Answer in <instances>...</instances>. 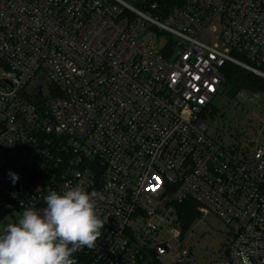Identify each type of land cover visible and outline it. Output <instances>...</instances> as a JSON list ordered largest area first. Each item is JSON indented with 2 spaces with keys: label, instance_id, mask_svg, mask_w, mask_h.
<instances>
[{
  "label": "built area",
  "instance_id": "1",
  "mask_svg": "<svg viewBox=\"0 0 264 264\" xmlns=\"http://www.w3.org/2000/svg\"><path fill=\"white\" fill-rule=\"evenodd\" d=\"M171 1L0 0V193H101L86 264H198L187 198L235 224L222 264H264V142L214 103L228 62L264 77V0Z\"/></svg>",
  "mask_w": 264,
  "mask_h": 264
},
{
  "label": "clouds",
  "instance_id": "2",
  "mask_svg": "<svg viewBox=\"0 0 264 264\" xmlns=\"http://www.w3.org/2000/svg\"><path fill=\"white\" fill-rule=\"evenodd\" d=\"M12 182L19 177L10 173ZM62 193L50 190L46 207H29L18 222L0 233V264H76L73 254L94 249L106 223L97 211L103 195L86 191L83 183L65 186ZM23 202H21L22 205Z\"/></svg>",
  "mask_w": 264,
  "mask_h": 264
},
{
  "label": "rangeland",
  "instance_id": "3",
  "mask_svg": "<svg viewBox=\"0 0 264 264\" xmlns=\"http://www.w3.org/2000/svg\"><path fill=\"white\" fill-rule=\"evenodd\" d=\"M3 72L0 65V74ZM45 83V82H43ZM48 92V83H45ZM244 109L237 108L234 112L233 102L226 93L219 94L214 103L218 107L225 109L226 126L233 131L238 129L245 131L249 136L260 138L264 142V133L260 136L259 129H264V93L247 91L245 95ZM218 116V115H217ZM217 118V117H215ZM238 123V127L236 128ZM217 121H211V125H216ZM22 211L4 194L0 193V233L8 223L18 222ZM235 224H228L214 213H209L204 217H199L194 222L192 229L191 244L195 249L198 264H205L208 259L222 264L224 260V250L229 244Z\"/></svg>",
  "mask_w": 264,
  "mask_h": 264
},
{
  "label": "trees",
  "instance_id": "4",
  "mask_svg": "<svg viewBox=\"0 0 264 264\" xmlns=\"http://www.w3.org/2000/svg\"><path fill=\"white\" fill-rule=\"evenodd\" d=\"M169 2H172L169 0ZM171 41V40H170ZM225 90L230 98H234L241 91H253L264 93V77L244 68L236 63L228 62L225 65ZM213 111L216 113L219 108L213 106ZM22 212L25 209L18 207ZM181 220L184 230L191 228L201 213L198 211L196 202L193 198H187L180 205ZM73 258L76 264H86L87 256L80 253H74Z\"/></svg>",
  "mask_w": 264,
  "mask_h": 264
}]
</instances>
